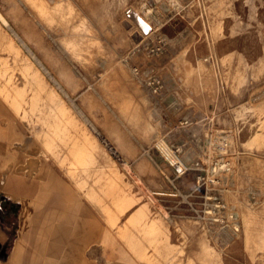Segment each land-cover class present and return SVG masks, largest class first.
Segmentation results:
<instances>
[{"label":"rangeland","instance_id":"rangeland-1","mask_svg":"<svg viewBox=\"0 0 264 264\" xmlns=\"http://www.w3.org/2000/svg\"><path fill=\"white\" fill-rule=\"evenodd\" d=\"M7 99L11 148L34 144L91 218L39 243L0 190V264L22 242L28 264H264V0H0Z\"/></svg>","mask_w":264,"mask_h":264},{"label":"crops","instance_id":"crops-1","mask_svg":"<svg viewBox=\"0 0 264 264\" xmlns=\"http://www.w3.org/2000/svg\"><path fill=\"white\" fill-rule=\"evenodd\" d=\"M182 54L183 51L180 55ZM10 131L19 134L25 130L15 114L10 111V102L7 99L5 102L0 101V190L20 196L18 199L26 208L31 206L35 208L39 234L38 237L35 234L33 238L37 237L40 243L45 237L43 233L45 225H53L56 238L59 240L56 246H62L65 245L67 237L75 239L81 228L89 230L88 222L91 214L86 208H78L72 203L73 209H66L64 206L66 199L70 200L71 195L73 197L75 195L64 184L61 176L51 166V162L35 152L31 153V150L34 151L37 147L27 140L11 148L13 143L10 140ZM76 199L77 197L74 198ZM88 232L85 234L89 237ZM66 245L69 247L68 244ZM35 246L38 248L39 244ZM15 254V258L6 264H28V254H31V251L23 242L17 246ZM32 262L36 264L34 259Z\"/></svg>","mask_w":264,"mask_h":264},{"label":"bare ground","instance_id":"bare-ground-1","mask_svg":"<svg viewBox=\"0 0 264 264\" xmlns=\"http://www.w3.org/2000/svg\"><path fill=\"white\" fill-rule=\"evenodd\" d=\"M136 20H137V23L142 28H144V30L148 31L150 29V25H149V23L147 22V20L145 18L140 17V16H136ZM3 21L6 22L5 19H3ZM145 83L148 86L149 90L152 91V92H154V93H158L163 88V85H164V82H162V80L160 78H157L155 76L149 77L148 78V81L145 82ZM157 146L162 151V154H164V156L177 168V172L184 173V172H186V170H188L186 168V165L184 164V162L179 158L178 153L176 151L172 150L171 147L168 146L167 143L164 140H160L157 143ZM225 168H228V164L227 163H224V164L221 165V169L222 170L225 169ZM138 183L139 184H142L139 179H138ZM154 202L157 204L158 207L161 208V210L165 213V215H167V212L158 203L159 201L156 198H154Z\"/></svg>","mask_w":264,"mask_h":264}]
</instances>
